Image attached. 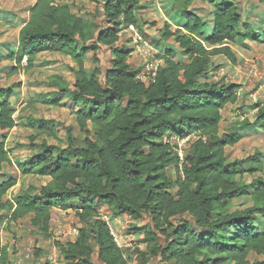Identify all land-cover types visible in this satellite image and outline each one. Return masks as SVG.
I'll return each instance as SVG.
<instances>
[{"label": "trees", "instance_id": "trees-1", "mask_svg": "<svg viewBox=\"0 0 264 264\" xmlns=\"http://www.w3.org/2000/svg\"><path fill=\"white\" fill-rule=\"evenodd\" d=\"M140 1L86 0L94 5L93 13L55 0H36L29 8L16 50L4 58L12 64L7 76L33 69L42 54L68 56L72 86L53 76V92L44 103L63 105L83 138L79 142L67 129L66 147L48 145V140L59 141L57 129L45 120H30L37 127L29 139L41 138V144L14 165L21 176L49 181L3 202L17 184L7 178L0 183V212L8 213V224L29 218L33 228L47 234L52 212L66 213L78 202L74 215L81 228L74 241L59 248L67 264H95L94 255L97 264H134L126 258L131 251L115 245L98 205L116 218L148 219L146 226L131 228L148 248L132 251L139 257L135 264L153 258L164 264H264L257 260L264 257V228L259 229L264 180L256 176L263 170L262 155L227 160L225 149L242 135L238 128L221 133L222 111L237 103L240 87L209 75L213 58L237 62L232 47L238 42L264 46V26L255 29L244 22L233 0H173L183 21L174 30L165 24L162 40L172 39L181 60L172 50L157 56L163 65L145 85L127 63L131 50L118 46L124 29L145 23ZM196 1L210 5L207 21L191 8ZM101 47L108 49L110 61L99 80L100 70L86 63L98 62ZM13 96L14 88L0 82V132L17 126ZM255 109L254 120L242 119L241 126L264 133V109ZM192 132L206 142L186 147L182 162L160 143L166 133L184 138ZM4 165L11 160L1 136L0 172ZM7 260V247L0 244V264Z\"/></svg>", "mask_w": 264, "mask_h": 264}, {"label": "rangeland", "instance_id": "rangeland-1", "mask_svg": "<svg viewBox=\"0 0 264 264\" xmlns=\"http://www.w3.org/2000/svg\"><path fill=\"white\" fill-rule=\"evenodd\" d=\"M36 0H0V82L3 87H13L14 96L11 98L12 105L16 111L14 120L17 124L16 128L11 131L0 132V138H5V148L11 160V165H4L0 172V183L7 178H13L17 181L3 201L13 200L21 192L28 188L39 190L49 181L48 178H41L35 175L21 176L18 169L14 165L16 161L24 162L30 158L35 149L41 144L42 139L30 141V136L37 125H30V120H45L53 125L59 134V141L48 140V145L66 147L65 133L70 129L72 136L80 142L83 135L80 134L74 116L71 115L63 105L54 107L45 104L46 95L52 93L50 79L53 76H60L66 85L72 86L74 78L72 74L73 64L68 56L42 54L35 61L33 69L29 71H19L10 77L7 76L12 64L6 61L5 55L9 52H15L17 47L18 33L21 27L28 19V10ZM56 3L71 4L73 2L76 11L82 10V13H93L94 5L86 2V0H55ZM242 12V20L249 22L258 29L264 26V0H233ZM141 16L145 23L139 24L135 31L139 33L144 42L147 44L148 54L150 58L156 59L162 56L166 50H179L177 45L172 41L162 40L164 34V26L168 24L172 30L176 29L183 21L181 12L173 3V0H141L140 1ZM204 20L210 18L211 8L209 4H201L195 2L192 7ZM130 33L124 29L120 33L118 46L131 50ZM236 54L237 62L231 64L224 57L215 58L213 61L210 76L219 69L223 70L224 76L217 77L216 82L225 83V79L230 84L240 87L238 91L237 104L228 105L232 109L224 113V121L220 125V131L237 132L242 135L241 141L232 148H226L225 154L229 162L233 160H244L249 156L260 154L263 170L256 173L264 180V133L250 128L241 126L244 119L252 122L257 114L255 106L264 109L261 101L260 92L252 97L258 90L259 85L264 81V46L251 45L245 42V45L238 42L232 47ZM90 56V55H89ZM98 62L89 60L86 63L87 68H98L99 80H102L104 70L109 67V52L105 47H101L97 53ZM134 59L130 67L140 69V59L135 57L131 51L127 61ZM244 60H254L257 65L258 72L261 74V80L257 83L246 79L243 70L238 72V67L242 65ZM160 66L163 65L161 61ZM254 98V99H253ZM62 98L60 104H64ZM236 106V107H235ZM223 113V112H222ZM263 157V158H262ZM168 176L174 179L172 171L168 172ZM248 207V206H245ZM79 208L78 202H74L73 208L66 213L53 211L49 222V231L47 234L39 232L29 223V218L8 224V213L0 212V244L7 247L8 264H67L60 255V246L67 242H72L78 235L81 224L75 217V210ZM244 208V207H243ZM242 208V209H243ZM97 209L103 218H107L114 229L122 236H132L126 242H129L132 249L126 253V258L132 263H138V253L132 252L138 248V252H147L148 248L143 243V235L131 230V228H142L149 222L144 218L140 222H134L129 216L123 215L113 217L112 211L105 205H98ZM113 215V216H112ZM264 228V220H259V229ZM133 234V235H132ZM95 264H97L96 255L93 256ZM257 260H264L259 257ZM149 264H164L159 259L153 258Z\"/></svg>", "mask_w": 264, "mask_h": 264}, {"label": "built area", "instance_id": "built-area-1", "mask_svg": "<svg viewBox=\"0 0 264 264\" xmlns=\"http://www.w3.org/2000/svg\"><path fill=\"white\" fill-rule=\"evenodd\" d=\"M126 31L130 33L129 40L131 43V51L135 57L140 59L139 65L141 68L136 69L137 73L135 79L140 83L147 85L153 82V79L161 67V64H159L161 61L150 58L148 51L146 50L148 46L139 33L135 31V27L129 26ZM240 70H243L241 74H243L246 79H249L254 83H257L261 80V74L258 72L257 65L254 60H244L242 65L238 67V72H240ZM223 73L224 72L222 69L217 70L211 76L212 80L215 81L217 80V77L224 76ZM226 83H229L228 79H225V84ZM259 92L261 95V101L264 105V81L261 85H259L258 90L252 97H255L257 94H259ZM198 140H201L203 143L206 142V138L201 136L198 132H192L184 138H181L173 133H166L161 137L160 143L170 148V150L178 157L179 161L182 162L186 147ZM60 213L63 214L64 212ZM103 219L109 228L110 235L112 236L115 245L119 249H132L130 246L131 244L126 242L132 236H122L114 229L107 218L104 217Z\"/></svg>", "mask_w": 264, "mask_h": 264}, {"label": "crops", "instance_id": "crops-1", "mask_svg": "<svg viewBox=\"0 0 264 264\" xmlns=\"http://www.w3.org/2000/svg\"><path fill=\"white\" fill-rule=\"evenodd\" d=\"M216 58H218V57H216ZM214 59L215 58H213L212 59V62L214 61ZM132 61L135 63V61H134V59H132L131 61H127V63L130 65V63H132ZM134 70H136V69H134ZM237 104V103H236ZM236 107V106H235ZM232 109V106L231 107H228V106H226L225 107V109L222 111L223 113H222V122L224 121V113H226V112H228V111H230ZM3 201V200H2ZM4 202V201H3ZM56 212H59L58 210H55Z\"/></svg>", "mask_w": 264, "mask_h": 264}]
</instances>
